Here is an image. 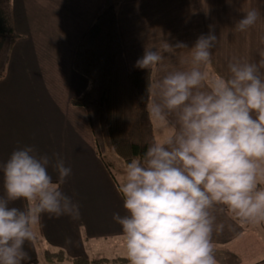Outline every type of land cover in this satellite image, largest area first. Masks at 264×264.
<instances>
[{
    "label": "clouds",
    "instance_id": "obj_1",
    "mask_svg": "<svg viewBox=\"0 0 264 264\" xmlns=\"http://www.w3.org/2000/svg\"><path fill=\"white\" fill-rule=\"evenodd\" d=\"M260 18L251 8L233 30L245 33ZM209 29L190 49L165 42L159 50L145 48L136 61L150 70L163 53L189 50L181 61L185 67L149 84L152 98H142L149 117L171 134L148 142L127 163L116 188L126 214L113 219L121 226L129 264H221L212 239L225 228L217 223L218 212L240 224L264 222V35L257 62L233 57L226 77L210 78L206 67L218 39ZM0 173V264H24L25 244L35 240L42 214L79 219V204L61 190L71 168L58 156L53 162L25 146L0 163ZM17 201L24 206H13Z\"/></svg>",
    "mask_w": 264,
    "mask_h": 264
},
{
    "label": "crops",
    "instance_id": "obj_2",
    "mask_svg": "<svg viewBox=\"0 0 264 264\" xmlns=\"http://www.w3.org/2000/svg\"><path fill=\"white\" fill-rule=\"evenodd\" d=\"M102 6L103 0H13V24L19 38L7 73L0 79V163L25 146L34 147L38 155H47L53 162L57 156L62 158L65 166L71 168V175L61 190L79 204L80 216L73 220L42 214V226L62 228L58 229L59 234L43 229L44 239L52 245L51 249L61 248L71 257L87 259L95 248L89 245L90 239H102L103 252L111 257L96 259L112 260L127 257L120 254L125 242L121 226L113 219L114 214H126L123 200L114 197L117 191L113 181L95 153L86 112L70 104V99L88 84L72 69L74 50ZM251 8L257 9L261 18L247 32H234L235 21ZM117 15L126 63L131 70L141 69L135 65L145 48L159 50L165 42L172 46L183 42L190 49L201 35L209 34L210 25L218 39L206 67L210 78L226 77L233 57L251 62L259 59L264 0H118ZM188 51L163 53L162 61L152 68L153 83L169 71L184 68L181 61L187 58ZM48 170L56 180L57 173L51 166ZM3 194L0 173V195ZM13 206L23 207L24 202L17 201ZM221 222L225 225L223 232H214L212 238L216 257L225 251L240 257V264H248L249 259L259 256L262 257L255 260L264 261V254L256 256L264 246L259 236L263 233L240 224L226 212L217 213V223ZM25 251L26 261L37 258L33 241L26 242ZM109 263L129 264H101Z\"/></svg>",
    "mask_w": 264,
    "mask_h": 264
},
{
    "label": "trees",
    "instance_id": "obj_3",
    "mask_svg": "<svg viewBox=\"0 0 264 264\" xmlns=\"http://www.w3.org/2000/svg\"><path fill=\"white\" fill-rule=\"evenodd\" d=\"M117 7L118 0H103L102 8L77 42L72 69L85 77L88 84L79 95L70 99V104L86 112L99 160L104 161L108 153H115L128 163L146 151L148 142L157 141L154 121L147 111V100L145 103L142 100L147 97L154 72L153 69L128 68ZM18 38L13 24V0H0V79L7 73L10 55ZM38 246L42 247L47 264L56 260L73 264L128 263L127 257L112 260L71 257L64 249L52 250L44 246L43 241H38ZM31 261L36 262L37 258Z\"/></svg>",
    "mask_w": 264,
    "mask_h": 264
},
{
    "label": "rangeland",
    "instance_id": "obj_4",
    "mask_svg": "<svg viewBox=\"0 0 264 264\" xmlns=\"http://www.w3.org/2000/svg\"><path fill=\"white\" fill-rule=\"evenodd\" d=\"M153 121H154V130H155V135H156L157 141H162L168 135H170L169 127L161 126V123L159 121L154 120V119H153ZM104 159H105L104 161L102 160L100 162L102 163V166L107 171V173H108L107 175L112 179L113 186L116 189L117 185L123 181L124 171L126 169L127 162H125L120 156H118L115 153H108L104 157ZM114 197L119 199V197H121V196L118 193H116V194H114ZM42 225H43V223H42ZM42 225H41V222H39L34 227V232L36 234V238L33 241V243L38 246V241H40V242L43 241L44 246H47V247L50 246L51 247L52 245L50 243H47L44 239L43 229H46L49 231L52 230L53 233L59 234L58 229H62V228H59V226H58V228H55V229L51 228L50 229L49 227H45ZM62 225H64V223H62ZM244 225H248L250 227L249 229H253L256 233H263V235H259V236H260V240L264 241V222H261L259 224L245 223ZM99 229L101 230V227H99ZM82 230H85V229L83 228ZM82 235H84V233ZM86 238L84 241H86ZM83 244H84V242H83ZM101 244H102V239L99 241L97 240V238L90 239L89 245L95 246V248L90 253H88L90 259H96L98 257H104V256L111 257L110 255L107 254V252L106 253L103 252V246ZM37 246H36V248H37ZM86 246H87V243H86ZM37 249H38L37 261L36 262L31 261L29 264H47V261L44 259V256L42 253V247L38 246ZM259 250L260 251L256 254V256L264 254V246H261ZM254 251H257V250L254 249ZM120 254H122V256H127L126 247L122 251V253H120ZM215 254H216V252H215ZM220 255L221 256L217 257V259L220 260L221 264H240L239 262H240L241 258L238 256H231L229 252L227 253L225 251H222V254L220 253ZM76 257H82V256H76ZM259 257H262V256H259ZM259 257H253L252 259H249L248 264H262L264 261H262L261 258L255 260V258H259ZM27 262H29V260L26 261V263ZM51 264H73V263H71L70 261H65V260L64 261L63 260H56V261L51 262ZM109 264H113V263H109Z\"/></svg>",
    "mask_w": 264,
    "mask_h": 264
}]
</instances>
